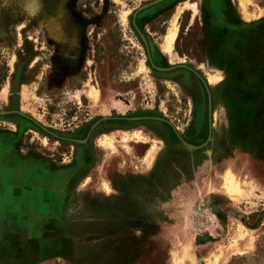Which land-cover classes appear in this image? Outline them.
Listing matches in <instances>:
<instances>
[{
	"label": "rangeland",
	"instance_id": "374dc122",
	"mask_svg": "<svg viewBox=\"0 0 264 264\" xmlns=\"http://www.w3.org/2000/svg\"><path fill=\"white\" fill-rule=\"evenodd\" d=\"M153 1L0 0V112H11L0 114V163L27 161L31 182L38 152L60 199L56 208L28 194L26 215L0 217V264H183L182 254L192 264H264V52L219 39L208 0H163L133 17ZM239 1L230 5L245 22L264 7ZM104 117L170 125L92 129ZM239 232L252 248L230 254Z\"/></svg>",
	"mask_w": 264,
	"mask_h": 264
},
{
	"label": "crops",
	"instance_id": "0c3cea01",
	"mask_svg": "<svg viewBox=\"0 0 264 264\" xmlns=\"http://www.w3.org/2000/svg\"><path fill=\"white\" fill-rule=\"evenodd\" d=\"M239 1V0H238ZM209 7H205L204 16L207 19V24L210 26V30L215 29H221L218 36L219 39L226 38L228 40H233L234 42H244V45L254 46L256 47V50H259L260 52H264V7H257V10L255 9L253 11V14H255V18L252 19L251 22H245L240 17L239 14L235 12L234 9L231 8L230 0H208ZM251 3L247 4L246 12L247 14L251 15L248 11L249 6ZM239 6L241 10V14L245 19L247 17L244 14V10L241 7L240 1ZM261 11V12H260ZM259 12L261 13L259 15ZM216 14V18L219 17L218 21L221 25V28L219 26L218 21L213 19L211 14ZM257 16V17H256ZM255 50V49H254ZM261 53V55H263ZM124 119H128V117H119ZM138 119V118H134ZM139 120H144V118H139ZM152 121L151 119L144 120V122ZM156 122V121H154ZM16 136H14L16 139H18V142L21 143L22 141V134L16 133ZM78 144V143H77ZM82 147V145H79ZM0 147L2 145L0 144ZM84 148V147H82ZM33 155L31 158L32 164H31V173H30V181L25 178L26 175H28L27 170H25L27 166V161L24 164H20L19 162H16L13 166V164L6 165L5 163H0V169L7 170L8 175L0 174V217H3L5 215H11L12 213H15L16 215H26L27 212H25L22 209V202L26 201L27 195L31 194V200H34L36 204L39 202L43 205L44 197L49 198V204L52 207H59V203L57 204L56 199H58L59 202V195L54 188H49L47 184L43 181V171L41 169L40 163L43 164L42 160L39 161V158L37 155L38 152ZM84 153L83 149L78 150L75 154V159L77 163H81L82 154ZM41 159V158H40ZM87 160V158L85 159ZM10 165V166H9ZM16 169L17 171H11L12 169ZM77 174L73 175V178L70 180L75 179ZM62 179L63 176H60ZM69 180V181H70ZM68 181V182H69ZM48 187V188H47ZM9 212V213H8ZM33 215H36L33 213ZM43 215V212H42ZM53 217L59 218V213H56L53 215ZM63 224V223H59ZM64 225V224H63ZM59 228H62L59 226ZM19 230L22 232V228L20 227ZM25 231V230H23ZM7 237H2L0 240L3 241V244L5 243L4 240H6ZM65 242L71 250H73L74 247V241L73 239L69 237H65Z\"/></svg>",
	"mask_w": 264,
	"mask_h": 264
},
{
	"label": "bare ground",
	"instance_id": "6f19581e",
	"mask_svg": "<svg viewBox=\"0 0 264 264\" xmlns=\"http://www.w3.org/2000/svg\"><path fill=\"white\" fill-rule=\"evenodd\" d=\"M176 37H177V26H175V28L173 29V31H171V33L169 34V36H167V38H166L165 51L167 50V53H170L171 52L172 45L175 42ZM209 78H210V76H209ZM107 146H112V143L109 140H107ZM241 185L242 184H241L240 181L233 180L232 185L229 188L230 189V192H233L234 191V193H237V192L242 191L241 190V188H242ZM236 238H237L236 242L229 249V252L228 253H230V254H233V253H241L242 254V253H244L246 251L251 250L252 245H253V243H252L253 236L252 235L250 236L248 234H244L243 232H239L238 235L236 236ZM179 258H180V260L182 261L183 264H192V259L193 258L189 254H182L181 256H179Z\"/></svg>",
	"mask_w": 264,
	"mask_h": 264
},
{
	"label": "water",
	"instance_id": "95a60500",
	"mask_svg": "<svg viewBox=\"0 0 264 264\" xmlns=\"http://www.w3.org/2000/svg\"><path fill=\"white\" fill-rule=\"evenodd\" d=\"M162 1H163V0H155V1L151 2V3H149V4L144 5L143 7L139 8L138 10H136V12H134L133 17H135V15H136L138 12H140V11H142V10H144V9H147L148 7H150V6H152V5L158 4V3L162 2ZM136 30H137V29H136ZM137 32H138L139 36L141 37V39L145 42V39H144L143 35L140 33V31L137 30ZM152 67H153L155 70L159 71V72H168V71L174 70V68H176V67L162 68V67H158V66H155V65H152ZM177 67H181V68H185V69L191 70L190 68H188V67L185 66V65H179V66H177ZM192 72H194V71H192ZM194 73H195V72H194ZM195 74L197 75V73H195ZM199 78H200V77H199ZM200 80L203 82V84H204L205 87H206V83L202 80V78H200ZM206 91H207V100H208V104H207V105H208V115H209V120H210V118H211V96H210V93H209V91H208L207 89H206ZM9 113H11V112H0V114H9ZM108 119H109V118H106V117L101 118L99 121H97V122L92 126V129H93V127H94L95 125H97L98 123H100V122H102V121H106V120H108ZM138 119H139V118H138ZM142 119H143V118H142ZM152 119H154V120H158V121H165V120H163V119H161V118H152ZM165 122L168 123V124L170 125L169 122H167V121H165ZM209 122H210V121H209ZM70 141H73V142L78 143V144H84V143L86 142V140H70ZM181 143H182L186 148H188V149H190V150H195V149L201 148V146H199V147H195V146H193V145H191V144L186 143V142L183 141V140H181ZM71 184H72V180H70V181L68 182V185H67V191L70 189ZM66 197H67V194H66ZM65 200H66V199H65Z\"/></svg>",
	"mask_w": 264,
	"mask_h": 264
},
{
	"label": "flooded vegetation",
	"instance_id": "af4514ba",
	"mask_svg": "<svg viewBox=\"0 0 264 264\" xmlns=\"http://www.w3.org/2000/svg\"><path fill=\"white\" fill-rule=\"evenodd\" d=\"M240 4H241V2H240ZM177 66H179V65H177ZM177 66H173V67H176V68H174V70H171V72H173V71H176V70H178V69H181V67H177ZM182 69H184V70H188V69H185V68H182ZM206 95H207V91H206ZM208 101V100H207ZM207 109H208V105H207ZM142 118H144V120H147V119H149V117H142ZM209 118V115H208V112H207V119ZM110 120H113L114 122H117V123H119V122H122V121H127V122H144V120H139V119H134V118H131V117H128V119H122V118H119V117H113V118H110V119H108V120H106V121H102V122H100L99 124H101V123H107L108 121H110ZM152 121H154V120H152ZM157 122H162V123H164V124H166L164 121H158L157 120ZM166 125H168V124H166ZM207 125H208V123H207ZM95 128V127H94ZM171 128V127H170ZM176 135V134H175ZM85 146H88V141L85 143V144H82V147H84L85 148Z\"/></svg>",
	"mask_w": 264,
	"mask_h": 264
}]
</instances>
